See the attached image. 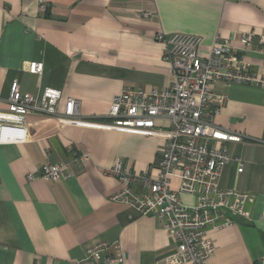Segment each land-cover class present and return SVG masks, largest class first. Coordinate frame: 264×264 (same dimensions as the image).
<instances>
[{"label":"crops","instance_id":"obj_1","mask_svg":"<svg viewBox=\"0 0 264 264\" xmlns=\"http://www.w3.org/2000/svg\"><path fill=\"white\" fill-rule=\"evenodd\" d=\"M158 33L202 38L203 57L217 37L241 49V34L264 35V0H0V112L8 110L18 81L25 94L60 91L59 115L73 98L86 120L110 123L111 104L123 90L172 84ZM245 56L262 74V57ZM32 62L43 64L42 74L25 71ZM213 91L227 98L217 125L264 141V89L217 82ZM19 127L22 139L0 142V264H76L98 244L124 264H164L174 240L155 216L140 217L111 201L122 184L108 174L120 158L131 172L156 178L159 139L64 123L60 116L31 115ZM6 137L0 129V140ZM228 149L232 160L220 188L251 196L250 219L233 217V227L208 230L216 249L208 264H264V145L230 143ZM77 151L91 155L87 168L74 165ZM62 162L73 169L66 179L40 177L45 164ZM28 174L36 180L28 182ZM135 190L144 193L140 184ZM180 200L195 204L188 194ZM229 218L221 213L220 220Z\"/></svg>","mask_w":264,"mask_h":264},{"label":"built area","instance_id":"obj_2","mask_svg":"<svg viewBox=\"0 0 264 264\" xmlns=\"http://www.w3.org/2000/svg\"><path fill=\"white\" fill-rule=\"evenodd\" d=\"M43 5V4H42ZM45 8V5H43ZM156 41L165 45L164 59L171 64L173 82L162 89L149 91L127 88L111 104L110 123H93L86 120L77 100L66 101L63 114L57 106L61 92L46 90L36 96L21 92L14 81L8 99L9 108L0 112V127L14 139L23 138L25 130L19 125L31 115L60 116L62 122L104 127L159 139L162 143L158 159V174L152 178L131 172L122 159H118L108 174L122 184V189L110 200L131 208L138 216H155L176 244L174 252L163 259L164 264H208L215 246L208 238V230H225L234 226L233 217L250 219L247 204L251 196L236 190H223L220 180L231 162L228 144L255 142L243 134L234 133L216 124V118L227 98L217 96L213 85H244L264 89V35L241 34L242 48L235 47L229 39L217 37L208 57L199 55L202 38L186 34L158 33ZM253 52L262 57L263 73L255 72L245 56ZM44 66L32 62L25 67L31 74H42ZM167 121L168 126H158ZM97 124V125H94ZM21 138V139H22ZM74 165L85 169L92 163L88 152L74 153ZM239 173L243 163L239 160ZM73 172L69 163H47L40 177L59 182ZM28 182L36 180L27 175ZM178 181L175 186L173 181ZM142 185L144 193L135 190ZM195 199L192 206L185 205L180 195ZM229 212L232 218L223 219L221 213ZM130 219H133L131 216ZM109 246L98 244L88 248L84 258L76 264H124L118 256L107 254Z\"/></svg>","mask_w":264,"mask_h":264},{"label":"bare ground","instance_id":"obj_3","mask_svg":"<svg viewBox=\"0 0 264 264\" xmlns=\"http://www.w3.org/2000/svg\"><path fill=\"white\" fill-rule=\"evenodd\" d=\"M0 129L3 131V129L0 127ZM4 132V131H3ZM6 134V138L7 139H3V140H0V142H6V141H14V137H10V134H7L6 132H4Z\"/></svg>","mask_w":264,"mask_h":264},{"label":"water","instance_id":"obj_4","mask_svg":"<svg viewBox=\"0 0 264 264\" xmlns=\"http://www.w3.org/2000/svg\"><path fill=\"white\" fill-rule=\"evenodd\" d=\"M4 132H9V131H4Z\"/></svg>","mask_w":264,"mask_h":264}]
</instances>
